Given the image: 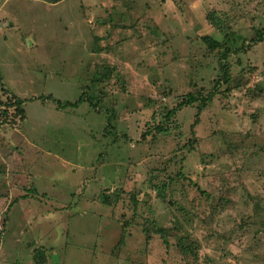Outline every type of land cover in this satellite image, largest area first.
<instances>
[{
  "label": "rangeland",
  "instance_id": "obj_1",
  "mask_svg": "<svg viewBox=\"0 0 264 264\" xmlns=\"http://www.w3.org/2000/svg\"><path fill=\"white\" fill-rule=\"evenodd\" d=\"M0 4V264H264V0Z\"/></svg>",
  "mask_w": 264,
  "mask_h": 264
},
{
  "label": "trees",
  "instance_id": "obj_2",
  "mask_svg": "<svg viewBox=\"0 0 264 264\" xmlns=\"http://www.w3.org/2000/svg\"><path fill=\"white\" fill-rule=\"evenodd\" d=\"M207 20L209 21L210 25L212 27H214L215 29H217L218 31H222L223 27L225 26L224 24V21L217 15H215L213 12L208 14L206 16ZM262 33L261 35H259L258 37L255 36V38H258V41L261 40L262 38ZM228 35H225V37H227ZM202 41L204 42V44H206L208 46V49L209 50H216V49H219L221 47V43H219L218 41H216L215 39H213L212 37H209V36H205V37H202ZM252 42H254L256 44L257 41H255L254 39H251ZM237 50V49H236ZM236 50L234 51H230L228 49H225L222 53H221V56H220V61H219V65H220V72H221V76L219 77L220 80L218 81L217 83V86L218 85H226L228 86V88H230L231 84H232V81H231V73H230V66L227 62L228 60V56L230 54H232L233 52H235ZM239 53V52H237ZM217 90L215 89L214 90V96L216 94ZM211 98H213V95L211 94L209 98H205L204 100H206L205 102H208L211 100ZM199 100V98H196L192 95H188V99L186 101H182L181 103L177 104L176 107L174 109H172L169 113H168V117H172L173 115H175L179 110H181L182 108L184 107H187V106H190L191 104L197 102ZM202 100V99H200ZM21 102H18L17 104H20ZM78 106V103H74V104H65V105H60L59 107L60 108H67V107H77ZM5 108V106H4ZM2 111V110H1ZM0 111V118H1V121L5 120L4 118H8L6 113L3 115V113H1ZM199 114V112H198ZM156 132L157 133H161L163 132V129L161 128H156ZM165 187V186H164ZM105 203H107V201L105 200ZM160 237H162V239L164 240V232L163 230L161 229H157L156 231ZM124 238V236H123ZM123 240V239H122ZM182 249V251H184L185 253H188L190 252L191 254H194V248L191 246V245H185V246H181L180 247ZM42 259H43V255H42ZM40 259V260H42Z\"/></svg>",
  "mask_w": 264,
  "mask_h": 264
},
{
  "label": "crops",
  "instance_id": "obj_3",
  "mask_svg": "<svg viewBox=\"0 0 264 264\" xmlns=\"http://www.w3.org/2000/svg\"><path fill=\"white\" fill-rule=\"evenodd\" d=\"M84 1H88V0H84ZM3 5L4 4H0V46H2V47L6 43L9 42V39L11 37H16L18 35V33H20L21 29H23L22 25L21 24L19 25L18 20H15V12L17 10L19 11L20 8L17 9V8H13L12 6L10 8H9V6L6 8H3ZM90 10H91L90 6H88V12ZM10 22H15V23H13V25H11L12 28H7V26L9 25ZM22 36H25V35L23 34ZM0 61H1V59H0ZM4 119H5L4 122L7 121L6 118H4ZM26 140H25V143H27L29 145L28 139H26ZM20 141H21V139L18 142L19 145H20ZM23 146H24V143H23Z\"/></svg>",
  "mask_w": 264,
  "mask_h": 264
},
{
  "label": "built area",
  "instance_id": "obj_4",
  "mask_svg": "<svg viewBox=\"0 0 264 264\" xmlns=\"http://www.w3.org/2000/svg\"><path fill=\"white\" fill-rule=\"evenodd\" d=\"M2 108H4V106L0 107V111L2 110Z\"/></svg>",
  "mask_w": 264,
  "mask_h": 264
}]
</instances>
